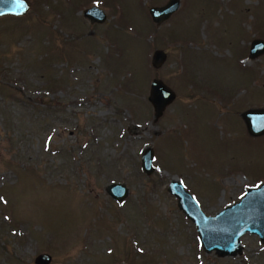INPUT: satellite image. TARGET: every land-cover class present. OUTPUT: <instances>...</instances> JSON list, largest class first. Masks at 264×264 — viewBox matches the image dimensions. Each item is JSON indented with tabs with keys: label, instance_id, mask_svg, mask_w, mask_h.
<instances>
[{
	"label": "rangeland",
	"instance_id": "374dc122",
	"mask_svg": "<svg viewBox=\"0 0 264 264\" xmlns=\"http://www.w3.org/2000/svg\"><path fill=\"white\" fill-rule=\"evenodd\" d=\"M28 1L0 17V264H264L249 233L239 256L205 253L167 191L179 179L214 216L264 182V134L242 117L264 108V0H180L160 24L168 0ZM154 79L176 95L158 118Z\"/></svg>",
	"mask_w": 264,
	"mask_h": 264
},
{
	"label": "water",
	"instance_id": "95a60500",
	"mask_svg": "<svg viewBox=\"0 0 264 264\" xmlns=\"http://www.w3.org/2000/svg\"><path fill=\"white\" fill-rule=\"evenodd\" d=\"M180 6V0H168L160 7H151L149 14L156 24H160L174 14ZM30 10L28 0H0V17H20ZM83 16L91 23H102L106 15L97 7L83 11ZM264 53V40L256 39L251 42L249 57L255 58ZM166 53L160 49L153 52L151 65L159 68L165 62ZM175 92L161 80L151 82L148 101L154 108L155 117L162 115L164 109L175 99ZM248 132L252 136L264 134V108L251 109L242 114ZM153 150L146 147L141 152V169L149 175L153 172ZM167 191L177 200L178 209L190 220L196 229L199 243L205 253L217 257H236L242 254L241 237L245 233L256 235L260 244L264 245V183L247 188L241 198L216 213L206 216L198 202L187 191L179 179H172ZM106 192L116 202L123 201L128 195V188L122 183H111ZM51 257L40 254L35 258V264H48Z\"/></svg>",
	"mask_w": 264,
	"mask_h": 264
}]
</instances>
